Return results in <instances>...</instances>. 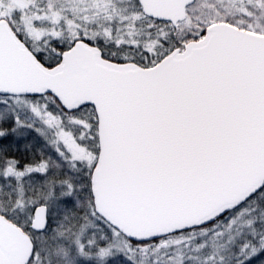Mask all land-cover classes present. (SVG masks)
<instances>
[{
  "label": "snow or ice",
  "instance_id": "1",
  "mask_svg": "<svg viewBox=\"0 0 264 264\" xmlns=\"http://www.w3.org/2000/svg\"><path fill=\"white\" fill-rule=\"evenodd\" d=\"M0 264H264V0H0Z\"/></svg>",
  "mask_w": 264,
  "mask_h": 264
}]
</instances>
